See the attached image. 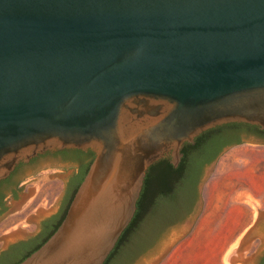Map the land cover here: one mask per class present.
<instances>
[{"label":"water","instance_id":"water-1","mask_svg":"<svg viewBox=\"0 0 264 264\" xmlns=\"http://www.w3.org/2000/svg\"><path fill=\"white\" fill-rule=\"evenodd\" d=\"M230 123L264 129V0H0V182L46 151L94 154L18 264H103L148 168Z\"/></svg>","mask_w":264,"mask_h":264},{"label":"flooded vegetation","instance_id":"flooded-vegetation-1","mask_svg":"<svg viewBox=\"0 0 264 264\" xmlns=\"http://www.w3.org/2000/svg\"><path fill=\"white\" fill-rule=\"evenodd\" d=\"M244 144L264 146V129L243 123L220 125L202 133L184 150L182 147L176 167L170 164L169 156L161 160H168L166 162L172 168L167 167V164L160 165V161L153 164L146 171L145 176H148L149 180L143 181L135 204L133 224L123 235L119 252L108 264H140L142 259L154 253L168 232L183 224L188 225L195 216L193 224L202 201L203 186L200 185L205 169L215 163L224 150ZM93 158L94 154L90 150L46 151L26 163L18 164L14 171L0 182L1 216L7 199L17 200V190L26 183V179L21 180L22 173L33 171L41 163L52 165L58 163L63 167L71 166L73 169L64 184L56 211L40 219L38 223L32 224L30 230H25V232H36L33 238L17 241L0 250V264H18L56 231L66 213L70 199ZM27 215L25 214L24 218L9 225L8 228L13 227V230H17L29 226L21 225V221ZM0 232H12V230L3 229ZM257 264H264V250Z\"/></svg>","mask_w":264,"mask_h":264},{"label":"crops","instance_id":"crops-1","mask_svg":"<svg viewBox=\"0 0 264 264\" xmlns=\"http://www.w3.org/2000/svg\"><path fill=\"white\" fill-rule=\"evenodd\" d=\"M241 146L224 150L212 166L200 210L184 236L165 256L166 248L140 264H256L264 249V151L259 149L264 146L238 150ZM48 182H32L22 203L35 199L38 189L48 190Z\"/></svg>","mask_w":264,"mask_h":264},{"label":"rangeland","instance_id":"rangeland-1","mask_svg":"<svg viewBox=\"0 0 264 264\" xmlns=\"http://www.w3.org/2000/svg\"><path fill=\"white\" fill-rule=\"evenodd\" d=\"M244 148L258 149L259 147L244 144L241 147H238L237 149L242 150ZM259 149L264 151V147ZM213 165L214 163H212L209 167L205 169V173L201 180L200 186H203L206 182ZM72 172L73 169L71 166L63 167L58 163H55L53 165L50 163H41L33 171L28 170L20 175V177L22 178L21 180L26 179V183L20 189L17 190V200L12 201L10 199H7L4 211L0 216V231L3 230V228L8 227L9 225H12L18 220L24 218L25 214L28 215L25 219L21 221V225L23 224L29 226L25 228H19L17 230H12V232H9V234L6 236L0 235V250L5 249L6 246H8L9 244L21 240L30 239L35 236L36 232H25V230H30L32 228V224L38 223L40 219L56 211L58 202L62 196L64 184L67 182L68 177L72 174ZM45 179H48V181L51 182H48L50 188L48 190L38 189L35 199L29 201L27 203L28 205L25 206L26 203L23 204L22 202L24 200V196L32 189L30 188L31 183L34 182L37 185ZM249 199L252 200V197H249ZM20 203H22L23 205ZM194 217L195 216L192 217V220L188 225L183 224L182 226L177 228L182 229L181 232H183L184 230L182 234L175 236L174 232L177 229H173L168 232L165 238L160 242V244L154 251L155 254H158L160 250L166 247L165 253L163 254L165 256L172 249V247L184 236L185 232L188 231ZM262 254L263 252H260V255L256 260V264L258 263Z\"/></svg>","mask_w":264,"mask_h":264},{"label":"trees","instance_id":"trees-1","mask_svg":"<svg viewBox=\"0 0 264 264\" xmlns=\"http://www.w3.org/2000/svg\"><path fill=\"white\" fill-rule=\"evenodd\" d=\"M199 137V136H198ZM197 138H195V140H196ZM189 144H185L184 146H183V150H184V148L186 147V146H188ZM183 150H182V152H183ZM166 161H168V160H160V165H162V164H164V165H168L167 167H169V168H172V166L171 165H169ZM152 166H150L148 169H150ZM147 175V174H146ZM149 179H148V176L146 177L145 176V178H144V180L143 181H148ZM71 200V199H70ZM70 202V201H69ZM134 217H133V219L130 221V223L128 224V226L124 229V231L122 232V234L120 235V237L118 238V240H117V242H116V244H115V246H114V248L112 249V251L110 252V254L108 255V257L106 258V260L104 261V263L103 264H108L109 262H110V260H111V258L117 253V252H119V245H120V242H121V239H122V237H123V235L126 233V231L131 227V225L133 224V221H134ZM52 234V233H51ZM51 235H49V237H50ZM49 237H47L42 243H40L36 248H35V250L37 249V248H39ZM33 252V251H32ZM31 252V253H32ZM30 253V254H31ZM129 255V254H128ZM129 258V257H128ZM127 258V259H128ZM24 260V259H23Z\"/></svg>","mask_w":264,"mask_h":264}]
</instances>
